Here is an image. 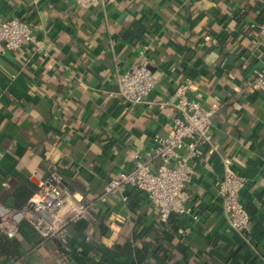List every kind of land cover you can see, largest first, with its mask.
Here are the masks:
<instances>
[{"label":"crops","instance_id":"1","mask_svg":"<svg viewBox=\"0 0 264 264\" xmlns=\"http://www.w3.org/2000/svg\"><path fill=\"white\" fill-rule=\"evenodd\" d=\"M261 4L0 0V20L25 18L42 41L0 54V216L23 206L54 166L73 194L67 208L91 205L65 247L25 226L17 237L0 230V264H264V92L246 90L251 69L264 68L254 21ZM145 60L156 79L154 109L112 95L119 73ZM187 78L189 94L213 110L220 145L193 163L187 189L195 214L160 220L134 187L99 202L104 183L130 169L155 133L167 134L173 91ZM221 156L246 177L243 200L254 208L247 233L222 215Z\"/></svg>","mask_w":264,"mask_h":264},{"label":"built area","instance_id":"2","mask_svg":"<svg viewBox=\"0 0 264 264\" xmlns=\"http://www.w3.org/2000/svg\"><path fill=\"white\" fill-rule=\"evenodd\" d=\"M72 1L81 8H87L100 0ZM257 34L264 39V24L258 27ZM27 43L38 48L42 46L29 20L20 16L0 20V54L18 50ZM250 74L246 90L249 93L258 90L264 92V68L254 67ZM191 83V79L187 78L177 84L173 91L175 115L167 134L155 133L150 148L134 155L130 169L108 179L98 198L99 202L104 203L114 192L134 187L146 195L160 220H167L172 214H195L187 189L193 163L202 159L206 151L218 152L220 145L213 136V110L205 108L189 94ZM155 85L156 79L148 61L134 62L119 73L118 91L112 95L121 96L130 105L146 103L148 108L154 109L155 104L149 101V97ZM164 104H168V101L158 104V107ZM220 160L223 171L216 192L222 215L232 230L247 233L251 218L242 196L246 177L234 166L230 157L221 156ZM63 178L57 166L51 168L23 206L7 209L1 214L0 230L9 237H17L25 226L42 239L67 246L71 225L80 219L90 218L91 205L79 201L67 208L73 202V194L67 189Z\"/></svg>","mask_w":264,"mask_h":264},{"label":"trees","instance_id":"3","mask_svg":"<svg viewBox=\"0 0 264 264\" xmlns=\"http://www.w3.org/2000/svg\"><path fill=\"white\" fill-rule=\"evenodd\" d=\"M258 7H260L258 10H257V15H256V17H255V22L258 24V25H262V24H264V5L263 4H261V5H258ZM237 22H239V19L237 18ZM247 27V26H246ZM138 30H139V28H138ZM128 34L129 33H127L125 36H128ZM51 170V169H50ZM50 170H49V172H50ZM64 179V178H63ZM64 182H65V180H64ZM171 216V215H170ZM183 262V261H182ZM179 264H182L181 263V261H180V263ZM183 264H184V262H183Z\"/></svg>","mask_w":264,"mask_h":264},{"label":"water","instance_id":"4","mask_svg":"<svg viewBox=\"0 0 264 264\" xmlns=\"http://www.w3.org/2000/svg\"><path fill=\"white\" fill-rule=\"evenodd\" d=\"M249 206H250V204L247 203V205H245V208H246V210H247V212H248L249 215H253L254 214V208H253V210H250L249 209Z\"/></svg>","mask_w":264,"mask_h":264}]
</instances>
